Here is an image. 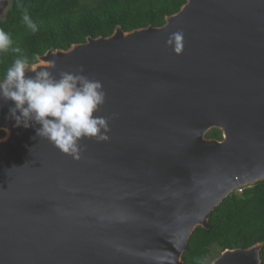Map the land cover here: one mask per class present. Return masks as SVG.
<instances>
[{"label":"water","instance_id":"95a60500","mask_svg":"<svg viewBox=\"0 0 264 264\" xmlns=\"http://www.w3.org/2000/svg\"><path fill=\"white\" fill-rule=\"evenodd\" d=\"M28 67L99 80L110 139H83L75 160L0 100V264H183L210 212L264 179V0H186L161 25L118 24ZM262 245L211 264H262Z\"/></svg>","mask_w":264,"mask_h":264},{"label":"trees","instance_id":"16d2710c","mask_svg":"<svg viewBox=\"0 0 264 264\" xmlns=\"http://www.w3.org/2000/svg\"><path fill=\"white\" fill-rule=\"evenodd\" d=\"M186 0H13L0 29L13 43L0 53V80L17 58L28 63L51 47L68 48L87 36L109 35L116 25L124 30L161 25L165 16L176 12ZM27 11L36 24L33 32L23 21ZM19 47L20 53L12 51ZM218 132L212 129L210 135ZM3 133V130H0ZM263 242L260 250L264 264V179L238 194L231 192L209 215L208 227L197 226L182 255L183 264H205L211 246L247 247Z\"/></svg>","mask_w":264,"mask_h":264},{"label":"clouds","instance_id":"9594fccd","mask_svg":"<svg viewBox=\"0 0 264 264\" xmlns=\"http://www.w3.org/2000/svg\"><path fill=\"white\" fill-rule=\"evenodd\" d=\"M24 23L33 31L36 24L27 11L22 17ZM183 33L177 32L167 41L176 53L182 51ZM10 35L0 29V53L7 52L12 46ZM20 53L19 47L12 48ZM55 67V62H51ZM26 69L35 72L26 76ZM48 67H28L26 58H17L6 69L0 80V100L12 101L8 117L15 121V126L29 128L34 124L36 135L47 139L62 153L75 160L81 158L83 139H95L106 142L110 139L108 119L94 115L105 103L106 93L99 80L89 79L79 73L61 72L55 78Z\"/></svg>","mask_w":264,"mask_h":264},{"label":"rangeland","instance_id":"374dc122","mask_svg":"<svg viewBox=\"0 0 264 264\" xmlns=\"http://www.w3.org/2000/svg\"><path fill=\"white\" fill-rule=\"evenodd\" d=\"M5 134V133H4ZM2 135V133H0V136ZM2 136H4V135H2ZM1 136V137H2ZM221 248L217 245V244H214V245H212L211 246V251H210V253H209V255H208V257H207V259H206V262H205V264H211L212 263V261L216 258V257H218V255L221 253Z\"/></svg>","mask_w":264,"mask_h":264},{"label":"flooded vegetation","instance_id":"af4514ba","mask_svg":"<svg viewBox=\"0 0 264 264\" xmlns=\"http://www.w3.org/2000/svg\"><path fill=\"white\" fill-rule=\"evenodd\" d=\"M212 129H217L218 132H217L216 134H214V135H210L209 133H210V131H211ZM212 129H210V130L206 133V137H208V138L222 139L223 136H222V131H221V129H218V128H212ZM2 135H4V131H3ZM2 135H1V136H2ZM1 136H0V137H1Z\"/></svg>","mask_w":264,"mask_h":264},{"label":"built area","instance_id":"2783aa9c","mask_svg":"<svg viewBox=\"0 0 264 264\" xmlns=\"http://www.w3.org/2000/svg\"><path fill=\"white\" fill-rule=\"evenodd\" d=\"M245 187H246V186H240V187H238V188L235 189V192L238 193V194H240V193L243 192V189H244Z\"/></svg>","mask_w":264,"mask_h":264}]
</instances>
